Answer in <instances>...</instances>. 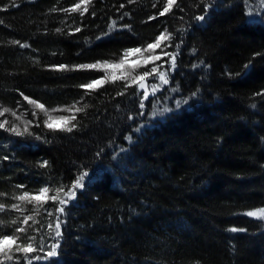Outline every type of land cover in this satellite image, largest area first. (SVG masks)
<instances>
[{
  "label": "trees",
  "instance_id": "16d2710c",
  "mask_svg": "<svg viewBox=\"0 0 264 264\" xmlns=\"http://www.w3.org/2000/svg\"><path fill=\"white\" fill-rule=\"evenodd\" d=\"M77 3L0 0V109H9L0 122L31 133L0 129V235L24 227L19 243L43 241L28 260L15 253L4 264H264V219L245 214L264 209V0H178L163 16L167 0H92L83 16L62 11ZM165 29L172 39L162 48L177 53L174 68L163 55L138 68V55L119 63ZM98 61L113 66L75 68ZM154 66L169 82L146 78L152 94L144 99L132 78ZM105 73L128 78L80 87ZM25 96L44 105L54 127L73 115L76 127L49 129ZM74 103L87 107L52 111ZM164 108L171 111L159 114ZM85 172L65 205L15 199L44 187L57 195L62 185L67 200ZM25 217L33 219L21 224ZM57 240V256L34 259Z\"/></svg>",
  "mask_w": 264,
  "mask_h": 264
},
{
  "label": "snow or ice",
  "instance_id": "6c2138e0",
  "mask_svg": "<svg viewBox=\"0 0 264 264\" xmlns=\"http://www.w3.org/2000/svg\"><path fill=\"white\" fill-rule=\"evenodd\" d=\"M134 0H129V3H133ZM92 3V0H79V3L75 4L73 7H71L70 9H62V11L65 12H77L79 11L80 15L83 16L87 11H88V5H90ZM13 4H14V0H13ZM245 4L247 6V0H245ZM82 6H84L82 8ZM154 7L156 5H153ZM173 6L179 7L178 5V0H167V4L166 6L163 8V10L159 13V15L163 16L166 13H169ZM124 5H121V8H123ZM208 7H210L209 5H206L205 7V13H207L208 11ZM182 10V9H181ZM52 11H56L55 8L52 9ZM94 15V13H93ZM125 16L128 15V13H124ZM154 17H150L149 19H153ZM197 20L199 21H203L205 19L204 15H200L196 17ZM124 27H129L128 25H125ZM110 29L115 28V22H113L112 24L109 25ZM81 29L80 28H76L75 31L79 32ZM57 31H60V29H57ZM172 39V34L168 32L167 29H165L164 32L160 33L159 36L156 37L155 41L153 43H149L146 47L144 48H134V49H127L124 51L123 53V57L120 60V64L123 65L126 63L127 58L132 57V56H139L142 59H139L137 61V63L135 64V67H141V66H146L150 63H154V61H159L162 59V55L163 56H168L170 58L169 62L171 64V67L174 68L175 67V58L177 53L172 52V53H165L163 52V48H162V44L165 41H170ZM13 43H19L18 41H14ZM21 47H26L27 45H20ZM177 48H179V45H176ZM160 49V53L161 54H157L156 50ZM113 65L110 64L107 61L104 62H96L93 64H84V65H77L75 66L76 69H107L109 67H112ZM161 66H154L151 69H147L145 70L142 74H139L135 77L132 78V82L133 83H138L139 84V88L140 89H145L143 92V98L147 99L149 96L148 91L146 90V85H145V80L146 78H148L149 76H157L161 85H165L168 84L169 82V78H168V74L164 71H160L159 68ZM193 67H197V65H193ZM246 68L248 67V65L245 66ZM60 70H68L67 66L65 65H60L59 66ZM118 78H124L127 79L128 77H117V76H112L111 78L108 76L107 73H105V76L102 79H94L92 80L90 83L85 84V85H80V87L82 88H86V89H91V90H95L98 87L103 86V84L105 82H108L109 79H111L112 81L118 79ZM152 90H153V94L155 93V91L157 90V88L159 87V85L153 84L151 85ZM173 91H178V88L173 89ZM193 96L196 95V93L192 94ZM259 95V93H258ZM25 100L28 101V103L34 105L37 109H40L41 111H44L45 114L48 116V119L45 120V126L48 127L51 130H61V131H67V132H71L76 125L74 123H71V121L75 120V116H71L70 118H64V117H60L59 119L64 120L65 124L63 127H54V125L50 122L53 117L51 115H49L48 110L45 109L43 104H40L34 100L29 99L28 97H24ZM187 101H177L176 102V106L180 107V105L182 103H186ZM76 103H79L78 101ZM76 103H74L73 105L70 106V108H64V109H53L52 111H70V110H74L75 112H81L84 110V108L87 107V105H84V108H80L76 106ZM140 107L143 108L144 107V103H143V99L141 100V104ZM171 111V109L169 108H164L159 114H163L164 112H169ZM9 112V109L7 108H2L0 109V116H3L5 113ZM35 115V113H33ZM157 113H153V115H156ZM13 115H15V113H13ZM141 115H143V113H141ZM128 119H132L131 116L128 117ZM27 123V122H26ZM70 124V126H69ZM0 129H4L6 131H9L17 136H23L26 133L31 135V133L28 131V128L25 127L23 130H21L19 127H17L16 125H12L11 127H8V122L7 121H3L0 122ZM137 131H139V129H137ZM127 140L131 141V137L128 136L126 137ZM48 166V162L44 161L43 163L40 164V167H47ZM87 176V173H82L80 175L77 176V178L75 179V181L73 182L72 186L69 188V190L67 192H65V196H67V200L65 199H60L59 198V193L62 192L63 186L61 185L60 188L56 189L57 195H53V196H49V188L44 187L41 188L37 194L33 195L30 194L29 192L25 191L23 192L21 195H18L15 197L16 200L21 201V202H26V203H40L41 201H46V200H53L59 201L60 205H65L68 203L69 200H72L75 196H76V189H80L82 187H84V181L85 178ZM18 187H23V185H19ZM0 195H4L3 193H0ZM40 206L42 207V203H40ZM5 205L0 203V212L5 210ZM11 207L13 209H19V205L17 204H13L11 205ZM57 211L60 213L64 212V208L63 207H59L57 208ZM247 216L249 217H259L261 219H264V209H259L256 211H248L247 213H245ZM49 215H51V213H49ZM33 219L32 217H25L22 221L21 224H27L29 220ZM11 223L15 224L16 221L13 220ZM49 227H51V225H49ZM61 223L57 222L55 225V230H54V238H61L62 237V233H61ZM230 231H245L244 229H236V228H231L229 229ZM26 231V229L24 227H17L15 229V232H24ZM15 232L12 235H0V264H4V262L6 261H13L14 258H16L14 256L15 253H21L24 257L25 260H28L29 258V254L36 252V251H41L43 250V241H41L40 246L36 247L34 246V244L32 242L29 243H19V237L15 235ZM34 237H30L29 240L30 241H34ZM60 247V242L59 240H57L55 243H53L51 245V249L50 251H48L46 253V255L44 257H40V256H36L34 257V259H46L49 257H55L57 256L58 252V248ZM30 264V261H29Z\"/></svg>",
  "mask_w": 264,
  "mask_h": 264
},
{
  "label": "rangeland",
  "instance_id": "374dc122",
  "mask_svg": "<svg viewBox=\"0 0 264 264\" xmlns=\"http://www.w3.org/2000/svg\"><path fill=\"white\" fill-rule=\"evenodd\" d=\"M145 85H146V90L148 91V93H151V90H149V89H147V79L145 80ZM142 90H145V89H142ZM257 210H259V209H257ZM254 211H256V210H254Z\"/></svg>",
  "mask_w": 264,
  "mask_h": 264
},
{
  "label": "bare ground",
  "instance_id": "6f19581e",
  "mask_svg": "<svg viewBox=\"0 0 264 264\" xmlns=\"http://www.w3.org/2000/svg\"><path fill=\"white\" fill-rule=\"evenodd\" d=\"M152 94V93H151Z\"/></svg>",
  "mask_w": 264,
  "mask_h": 264
}]
</instances>
